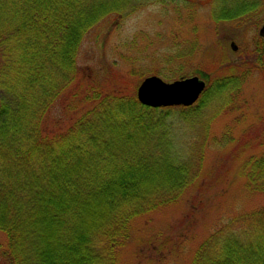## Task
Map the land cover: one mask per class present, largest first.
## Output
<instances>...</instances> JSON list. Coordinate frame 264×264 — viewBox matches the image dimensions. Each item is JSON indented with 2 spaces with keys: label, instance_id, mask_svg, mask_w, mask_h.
I'll return each instance as SVG.
<instances>
[{
  "label": "trees",
  "instance_id": "obj_1",
  "mask_svg": "<svg viewBox=\"0 0 264 264\" xmlns=\"http://www.w3.org/2000/svg\"><path fill=\"white\" fill-rule=\"evenodd\" d=\"M115 10L0 0V264H119L133 221L178 200L191 182L168 137L169 109L135 96L106 95L61 133L45 131L50 107L74 81L83 36ZM212 88L186 117L221 94ZM246 167L249 185L264 192L254 183L264 157ZM190 264H264V209L229 219Z\"/></svg>",
  "mask_w": 264,
  "mask_h": 264
},
{
  "label": "rangeland",
  "instance_id": "obj_2",
  "mask_svg": "<svg viewBox=\"0 0 264 264\" xmlns=\"http://www.w3.org/2000/svg\"><path fill=\"white\" fill-rule=\"evenodd\" d=\"M218 1L76 0L117 10L83 36L74 81L46 115L47 134L61 133L106 95L137 100V88L149 76L165 82L197 76L206 88L210 84L221 92L194 117L185 114L194 111L188 109L203 93L189 107H167L173 123L168 137L191 182L178 200L133 221L119 264H190L204 240L229 219L264 209V192L249 185L251 175L247 167L244 171L247 160L264 157V50L251 46L264 10L249 24L235 22L227 15L245 1L229 0L220 13ZM258 180L254 183L264 184V175ZM6 243L0 233V245Z\"/></svg>",
  "mask_w": 264,
  "mask_h": 264
},
{
  "label": "water",
  "instance_id": "obj_3",
  "mask_svg": "<svg viewBox=\"0 0 264 264\" xmlns=\"http://www.w3.org/2000/svg\"><path fill=\"white\" fill-rule=\"evenodd\" d=\"M205 88V82L197 76L165 82L157 76L142 80L136 91L137 101L145 107L164 108L193 105Z\"/></svg>",
  "mask_w": 264,
  "mask_h": 264
},
{
  "label": "flooded vegetation",
  "instance_id": "obj_4",
  "mask_svg": "<svg viewBox=\"0 0 264 264\" xmlns=\"http://www.w3.org/2000/svg\"><path fill=\"white\" fill-rule=\"evenodd\" d=\"M220 1H218V3L216 2L219 13L221 12L219 9L223 10L222 8L225 6V3H228L229 0H220ZM237 1H241V0H237ZM244 1H245L244 2L245 5L241 6L240 9H237V10L234 9L235 11H232L234 13H231L230 15H227V16H230V17H233L234 19H236V20H234L235 22L242 20V21L247 22V24H249L251 18L260 15L261 11L264 10V2H263V0H253V1L252 0H248V1L244 0ZM248 10H250V11H248ZM254 13H255V15H254ZM253 30L255 32H257V38L252 39L251 46L255 49H263L264 50V22L261 24L260 28L257 29V27H255ZM230 41H231L229 43L230 48L232 49L233 52L234 51L236 52L239 49L236 39L231 38ZM237 53H239V51Z\"/></svg>",
  "mask_w": 264,
  "mask_h": 264
}]
</instances>
